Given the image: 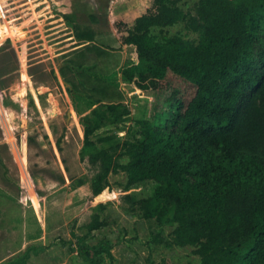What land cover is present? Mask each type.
I'll use <instances>...</instances> for the list:
<instances>
[{"label": "trees", "instance_id": "trees-1", "mask_svg": "<svg viewBox=\"0 0 264 264\" xmlns=\"http://www.w3.org/2000/svg\"><path fill=\"white\" fill-rule=\"evenodd\" d=\"M179 23L196 37L151 33ZM72 26L85 44L64 55L59 71L72 73V90L89 109L80 119L81 154L96 169L91 193L109 189L112 173L125 174L124 190L151 182L148 195H125L141 218L156 222L150 243L193 246L199 261L185 264H264V0H195L188 10L178 0H153L135 17L120 37L133 57L118 72L151 96L141 118H131L117 84L103 77L114 71L104 62L108 49L90 28ZM92 52L100 61L89 64ZM103 224L95 216L84 234L59 241L101 264V255L111 258L110 240L88 239ZM47 247L30 246L10 264Z\"/></svg>", "mask_w": 264, "mask_h": 264}, {"label": "rangeland", "instance_id": "rangeland-1", "mask_svg": "<svg viewBox=\"0 0 264 264\" xmlns=\"http://www.w3.org/2000/svg\"><path fill=\"white\" fill-rule=\"evenodd\" d=\"M152 1L0 0V264L19 259L30 246L48 247L31 253L29 264H88L59 240L84 234L95 216L104 224L88 241L107 238L112 244L111 258L101 255V264L199 261L193 246L150 243L149 229L156 222L141 218L131 199L148 195L151 182L124 190L125 174L112 173L109 189L91 193L96 169L81 154L80 119L89 109L83 95L72 90V73L59 71L64 55L85 44L75 39L72 24L90 28L93 41L108 49L101 58L114 70L103 77L117 84L131 118L144 117L151 96L121 78L119 66L132 60L133 48L120 37ZM194 2L178 0L184 10ZM151 33L196 37L182 23ZM97 59L94 52L87 54V63ZM172 228L164 225L166 232Z\"/></svg>", "mask_w": 264, "mask_h": 264}, {"label": "crops", "instance_id": "crops-1", "mask_svg": "<svg viewBox=\"0 0 264 264\" xmlns=\"http://www.w3.org/2000/svg\"><path fill=\"white\" fill-rule=\"evenodd\" d=\"M15 260H18V259H15ZM29 260L32 261V259H27L26 262H24V264H29V262H30ZM12 261H14V260H12ZM12 261H10L8 264H10Z\"/></svg>", "mask_w": 264, "mask_h": 264}]
</instances>
